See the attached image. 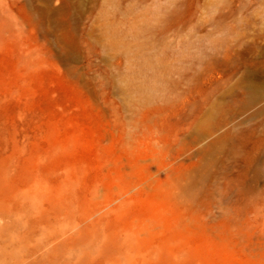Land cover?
<instances>
[{
	"label": "rangeland",
	"instance_id": "rangeland-1",
	"mask_svg": "<svg viewBox=\"0 0 264 264\" xmlns=\"http://www.w3.org/2000/svg\"><path fill=\"white\" fill-rule=\"evenodd\" d=\"M0 260L264 264V0H0Z\"/></svg>",
	"mask_w": 264,
	"mask_h": 264
},
{
	"label": "bare ground",
	"instance_id": "bare-ground-1",
	"mask_svg": "<svg viewBox=\"0 0 264 264\" xmlns=\"http://www.w3.org/2000/svg\"><path fill=\"white\" fill-rule=\"evenodd\" d=\"M0 264H7L6 260H0Z\"/></svg>",
	"mask_w": 264,
	"mask_h": 264
}]
</instances>
